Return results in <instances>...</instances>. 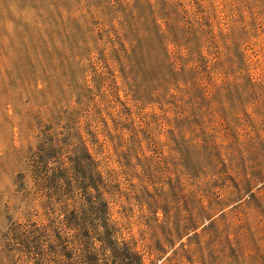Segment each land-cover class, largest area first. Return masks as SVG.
Here are the masks:
<instances>
[{
    "label": "rangeland",
    "instance_id": "1",
    "mask_svg": "<svg viewBox=\"0 0 264 264\" xmlns=\"http://www.w3.org/2000/svg\"><path fill=\"white\" fill-rule=\"evenodd\" d=\"M0 264H264V0H0Z\"/></svg>",
    "mask_w": 264,
    "mask_h": 264
},
{
    "label": "trees",
    "instance_id": "2",
    "mask_svg": "<svg viewBox=\"0 0 264 264\" xmlns=\"http://www.w3.org/2000/svg\"><path fill=\"white\" fill-rule=\"evenodd\" d=\"M181 59H183V57H179V56H177L176 58H175V61H180ZM206 58L204 57V56H202L201 54H199V57H198V61L199 62H202L203 60H205ZM184 62V61H183ZM183 70H184V68H183ZM87 159L88 160H92V156H91V154L90 153H87ZM89 185L90 184H87V189H88V187H89ZM98 189V188H97ZM99 194L101 195V193L99 192ZM156 203H159L158 201H156ZM100 204H101V213H102V215H100V217H101V219H103V227H104V232H105V234H107L108 236H109V239L111 240V241H113L114 242V240H113V238H114V236H116V233H117V231H115V227H114V225L112 224H110L109 223V216H108V203L106 202V201H103V200H101V202H100ZM155 207H158V204H156L155 205ZM158 209V208H157ZM165 210V209H164ZM151 212V211H150ZM158 212V210H154V211H152L151 213H155V218L156 219H159L160 217H158L157 216V213ZM165 213H166V211H165ZM166 215V214H165ZM209 219H211L212 218V216H209L208 217ZM214 223H215V221L214 220H211L210 221V224H208L209 226H213L214 225ZM199 234L198 233H196L195 234V236H198Z\"/></svg>",
    "mask_w": 264,
    "mask_h": 264
}]
</instances>
